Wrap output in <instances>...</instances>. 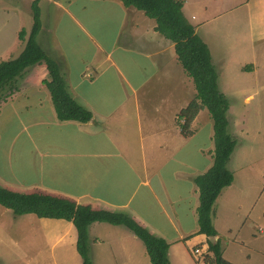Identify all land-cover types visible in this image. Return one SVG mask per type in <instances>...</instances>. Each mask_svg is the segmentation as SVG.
Masks as SVG:
<instances>
[{"label":"rangeland","instance_id":"obj_1","mask_svg":"<svg viewBox=\"0 0 264 264\" xmlns=\"http://www.w3.org/2000/svg\"><path fill=\"white\" fill-rule=\"evenodd\" d=\"M34 1H0V64L18 58L24 51L33 27ZM58 1L40 0L39 3L44 30L41 29L37 42L51 59L56 57L55 51L50 50L54 43V36L50 30L54 15L58 13L54 10L56 7L54 2ZM185 1L183 8L185 17L195 25L198 36L211 49L213 63L219 75L220 91L230 103L229 132L237 143L228 164L234 175L235 184L229 189L226 188V192L218 201L214 224L220 232V242L228 258L235 259L240 254L239 250H243L255 260L260 254L259 247H262L263 259L264 72L261 68L264 69V0ZM141 16L147 24L148 22L156 24L155 20L146 15ZM86 18L93 23L91 33L102 38L104 43L112 44L119 25L112 17L109 18L104 8L99 6V10L88 14ZM131 25L129 22L128 30L131 29ZM65 29L66 32L69 30V23ZM23 31L25 39L21 40L20 34ZM58 32L62 36L65 30L61 31L60 28ZM88 40L90 39L85 42L80 38L72 42L80 52L85 50L83 60L92 55L93 42ZM171 43L167 41V44ZM169 49L172 60L173 56L176 59L174 46ZM249 64L254 66V71L255 69L262 71L258 74L259 76L261 74L260 78L242 70ZM48 79L46 65L44 63L36 65L17 79L12 88L0 93V186L22 193H47L76 201L69 195L39 188L43 182L49 186L58 185L68 191L78 190L75 183L68 182L66 163L56 166L57 168L47 166L48 163L61 158L64 152L62 150L68 144V137L74 134V128L71 127L68 132L66 128L67 133L62 129L64 133H61L49 122H46L47 127L42 128L41 122L36 120L39 117L38 108L25 99L38 90L42 93L41 89L44 94L45 91L48 93L43 84V81ZM158 87L161 94L167 96L170 88L171 106L165 107L167 117L160 122L168 123L174 111L185 108L187 104H181L176 108L179 98H174L176 94L173 93L174 90L172 91L176 83L163 81L158 83ZM155 94L156 89L153 95ZM248 96L251 98L246 100ZM34 107L37 109L36 112ZM155 107L161 108L162 105ZM204 111L201 119L203 126L198 139L205 145L210 128L204 123L209 119L212 122V119L207 109ZM89 127L91 130L94 125ZM38 144L39 149L52 148L54 144L55 147L46 156L39 157L36 150ZM255 172L260 174L258 179L253 175ZM64 180L67 182L64 183ZM98 183L93 184L92 189L98 193H106L108 190L102 189L100 182ZM84 205L98 207L92 204ZM188 214L186 211V215ZM89 238L93 264H149V259L145 260V245L128 229L95 223L89 227ZM76 245L77 230L72 223L40 219L35 215L15 217L10 210L0 205V264H81L82 259ZM190 248L191 251L187 249L183 254L191 264H207V250L202 249L198 241H193ZM254 248L258 249V252H254ZM142 255L144 262L139 259ZM178 256L179 254L173 251L171 264H185Z\"/></svg>","mask_w":264,"mask_h":264},{"label":"crops","instance_id":"obj_2","mask_svg":"<svg viewBox=\"0 0 264 264\" xmlns=\"http://www.w3.org/2000/svg\"><path fill=\"white\" fill-rule=\"evenodd\" d=\"M54 4V10L58 13L54 15L50 30L54 36L50 50L55 51L56 56L52 59L60 66L74 100L90 111L93 119L89 123L60 122L47 88L46 94L41 89L42 93L38 90L25 98L29 104L38 108L39 117L36 120L41 122L42 128L48 126L46 122L61 133L66 132V128L67 132L71 127L74 128V134L68 137V144L62 150L64 152L61 158L47 166L57 168L56 166L66 163L68 182L75 183L78 190L68 191L58 185L49 186L43 182L39 188L69 195L75 202L83 205H97L94 209L126 213L170 243V264L173 251L179 254L178 258L183 263L191 264L183 253L187 249L191 251L193 241H198V245L208 253V240H220V232L214 220L216 205L226 192H222L213 208L217 237L199 235V192L194 180L213 166L215 146L213 121L210 119L204 123L210 128L206 144L198 139L203 126L201 119L204 109L191 122V133L185 137L181 132L180 124H184L185 120L179 119L180 113L197 96L193 79L185 72L178 57L175 59L173 56L172 60L169 48L174 44L171 41V45L167 44L169 40L155 31L156 24H147L143 20V12L126 8L119 0H59ZM99 6L119 25L112 44L104 43L102 38L91 33L93 23L86 16L99 10ZM129 22L132 23L130 30L127 28ZM67 23L69 30L66 32ZM60 28L61 31L65 30L62 36L58 32ZM80 38L85 42L89 38L88 41L93 42L92 55L87 60L82 59L85 50L80 52L73 45ZM246 66L251 67V70H242L252 73L251 76H259V73L264 72L263 68L262 71H254L252 64ZM163 81L179 86L177 92L176 87L172 89L176 94L174 98H179L176 108L181 104L187 105L174 111L168 123L161 124L167 117L165 107L171 106L170 88L167 96L162 95L158 87V83ZM248 98L251 96L246 100ZM92 125L94 127L90 130L89 126ZM56 139L57 137L54 138L55 143ZM54 147L55 144L52 148L39 149L38 144L37 154L39 157L46 156ZM253 175L258 179L260 174L255 172ZM65 182L67 181L64 180ZM98 182L102 189L108 190L106 193H98L92 189L93 184H99ZM186 211L189 212L188 215ZM222 252L224 259L233 264H264L262 247H259L260 254L255 260L243 250H239L238 257L230 259L226 256L223 245ZM254 252H258V249L254 248ZM147 255L146 250L145 260L149 259L151 264ZM139 259L144 262L143 255Z\"/></svg>","mask_w":264,"mask_h":264},{"label":"trees","instance_id":"obj_3","mask_svg":"<svg viewBox=\"0 0 264 264\" xmlns=\"http://www.w3.org/2000/svg\"><path fill=\"white\" fill-rule=\"evenodd\" d=\"M1 1V0H0ZM126 8H135L155 20V31L174 44L178 60L188 76L193 79L197 91L196 100L179 116L182 134L187 137L191 122L202 109H207L213 121L215 146L213 166L194 180L199 192L197 218L199 235L217 237L213 224V208L222 192L233 185L235 178L228 164L237 146L229 132L228 112L230 103L220 91L218 72L213 63L209 46L198 36L195 26L185 17V0H119ZM40 0L32 4L33 27L24 51L14 60L0 64V93L12 88L17 79L29 68L45 64L49 80L43 84L48 89L53 107L60 122L89 123L93 114L77 103L68 90L67 83L57 62L48 57L37 42L42 29ZM25 31L20 39H25ZM246 71L251 70L247 66ZM5 101V100H4ZM200 101V102H198ZM0 205L15 217L35 215L40 219L64 220L77 230V252L82 264H93L89 227L95 223L120 226L131 231L146 247L151 264H170V243L153 234L126 213L106 209H94L91 205L47 193H22L0 186ZM207 264H233L223 257L220 240H208Z\"/></svg>","mask_w":264,"mask_h":264},{"label":"built area","instance_id":"obj_4","mask_svg":"<svg viewBox=\"0 0 264 264\" xmlns=\"http://www.w3.org/2000/svg\"><path fill=\"white\" fill-rule=\"evenodd\" d=\"M196 253L198 252V250L197 251H195Z\"/></svg>","mask_w":264,"mask_h":264}]
</instances>
